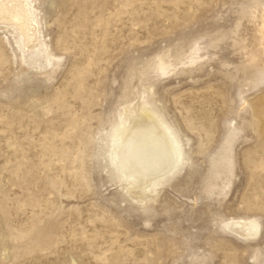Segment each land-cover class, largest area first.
I'll return each mask as SVG.
<instances>
[{
  "label": "rangeland",
  "instance_id": "1",
  "mask_svg": "<svg viewBox=\"0 0 264 264\" xmlns=\"http://www.w3.org/2000/svg\"><path fill=\"white\" fill-rule=\"evenodd\" d=\"M3 1L0 264H264V0ZM147 114L176 157L141 195Z\"/></svg>",
  "mask_w": 264,
  "mask_h": 264
},
{
  "label": "bare ground",
  "instance_id": "2",
  "mask_svg": "<svg viewBox=\"0 0 264 264\" xmlns=\"http://www.w3.org/2000/svg\"><path fill=\"white\" fill-rule=\"evenodd\" d=\"M8 3V1L4 3L3 0L0 2V14H9L10 10H16L13 6H8ZM21 7L19 10L21 13L29 11L27 0H23ZM11 17L13 22L27 21L26 16L19 13L13 14ZM142 119H144V122L140 121V117L139 120L135 119L134 126L121 136L120 148L116 150V162L119 172L128 182L130 189L138 191L141 195L147 192L148 187L155 183L154 181H159L169 174L176 157L169 136L160 128L155 118L147 114L142 115ZM225 157V161L231 164L228 157ZM215 174L217 175L218 171ZM232 229L243 237L252 239L257 236L259 225L255 221L235 222Z\"/></svg>",
  "mask_w": 264,
  "mask_h": 264
},
{
  "label": "water",
  "instance_id": "3",
  "mask_svg": "<svg viewBox=\"0 0 264 264\" xmlns=\"http://www.w3.org/2000/svg\"><path fill=\"white\" fill-rule=\"evenodd\" d=\"M119 148H120V143H118V147H117V149H116V146H115V149H116V150H118Z\"/></svg>",
  "mask_w": 264,
  "mask_h": 264
}]
</instances>
